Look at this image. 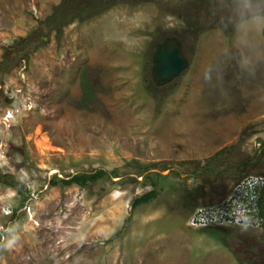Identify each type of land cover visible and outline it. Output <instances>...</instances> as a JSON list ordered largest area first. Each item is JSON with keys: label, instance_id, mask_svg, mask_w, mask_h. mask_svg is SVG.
Here are the masks:
<instances>
[{"label": "rangeland", "instance_id": "obj_1", "mask_svg": "<svg viewBox=\"0 0 264 264\" xmlns=\"http://www.w3.org/2000/svg\"><path fill=\"white\" fill-rule=\"evenodd\" d=\"M101 1L0 0V229H23L0 264H264L262 228L192 226L213 202L185 203L206 186L228 198L238 164L264 174V62L240 70L224 0ZM89 2L111 7L75 17ZM168 36L189 65L156 85ZM145 167L166 177L133 209ZM99 169L117 175L50 183Z\"/></svg>", "mask_w": 264, "mask_h": 264}, {"label": "clouds", "instance_id": "obj_2", "mask_svg": "<svg viewBox=\"0 0 264 264\" xmlns=\"http://www.w3.org/2000/svg\"><path fill=\"white\" fill-rule=\"evenodd\" d=\"M224 3L225 19L233 28V44L240 53L238 66L242 72L255 75L258 65L264 62V0H224ZM204 79H212L210 67L204 69ZM22 230L15 223L0 229V250L15 249Z\"/></svg>", "mask_w": 264, "mask_h": 264}, {"label": "trees", "instance_id": "obj_3", "mask_svg": "<svg viewBox=\"0 0 264 264\" xmlns=\"http://www.w3.org/2000/svg\"><path fill=\"white\" fill-rule=\"evenodd\" d=\"M108 2V0H103L101 2ZM100 2V3H101ZM98 2H94V3H85L83 4L82 8L77 9V11L75 12V17H79L82 20H87L93 16H99L101 15L103 12H105L109 7L111 6H106L104 8L99 9L97 6ZM164 40V39H163ZM23 41H27L26 39H23ZM13 61H9L6 60L5 63H0V73L5 72V71H9L12 67H13ZM158 85V84H156ZM85 88H89L86 84H84ZM89 98L85 97L83 99V101L85 102L86 100H88ZM222 154H224V152L220 153L219 156H221ZM216 163H214L213 165L209 166L208 172L212 175L214 178H216V173H217V165H215ZM247 165V164H246ZM245 167V166H244ZM166 169V168H164ZM149 170V167H145L142 168L141 170L138 171V175L139 176H144V185H151L153 188L140 195V196H136L132 202V207L133 209H136L142 205H146L149 204L150 202L156 200L159 195H160V190L158 189V183L160 180H162L163 178L166 177V175L162 174L161 172L158 171H152V172H148L145 173ZM221 172V171H219ZM244 168L241 165H237L236 169L234 170V172H232V174H230L229 176H227L228 178H230V180H233V182H237L238 180H240L244 175ZM117 172L113 171L112 174H109L106 170L103 169H99L93 172H79L74 174L73 176H68L66 178H60L57 175L54 176L52 178V180L50 181L51 185L53 186H71L73 184H78V185H82V186H89L91 183L97 182L105 177H111L112 176H116ZM206 189H208V187L206 186L203 190H197L196 194L194 196H192L189 199V203L185 201L186 204L192 206V207H197V205H201L204 203H201V201H206V199L210 200L209 202H215V200H217V202H215V204L221 202V200L224 198H221V200L218 198L223 194V192H212L210 190L205 191ZM221 191V190H220ZM213 194H218L212 198ZM212 195V196H211ZM211 203L204 205V206H209V205H213ZM191 208V207H190ZM260 212L261 214L264 216V193L262 196V200L260 203ZM192 213V209L191 211H186V216H191ZM261 239L264 242V224H263V228H262V234H261Z\"/></svg>", "mask_w": 264, "mask_h": 264}, {"label": "built area", "instance_id": "obj_4", "mask_svg": "<svg viewBox=\"0 0 264 264\" xmlns=\"http://www.w3.org/2000/svg\"><path fill=\"white\" fill-rule=\"evenodd\" d=\"M263 191L264 175L246 174L233 186L228 198L218 204L199 208L188 221L190 225L225 224L263 228L264 216L260 212Z\"/></svg>", "mask_w": 264, "mask_h": 264}, {"label": "water", "instance_id": "obj_5", "mask_svg": "<svg viewBox=\"0 0 264 264\" xmlns=\"http://www.w3.org/2000/svg\"><path fill=\"white\" fill-rule=\"evenodd\" d=\"M152 61V79L158 85L170 82L189 65L188 58L183 51L182 40L176 36H168L157 45Z\"/></svg>", "mask_w": 264, "mask_h": 264}, {"label": "bare ground", "instance_id": "obj_6", "mask_svg": "<svg viewBox=\"0 0 264 264\" xmlns=\"http://www.w3.org/2000/svg\"><path fill=\"white\" fill-rule=\"evenodd\" d=\"M185 70V69H184Z\"/></svg>", "mask_w": 264, "mask_h": 264}]
</instances>
